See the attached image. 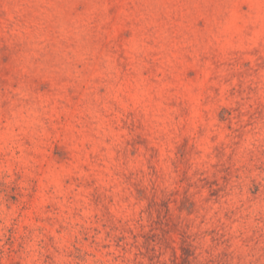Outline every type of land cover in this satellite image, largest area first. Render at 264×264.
<instances>
[{
	"label": "rangeland",
	"instance_id": "374dc122",
	"mask_svg": "<svg viewBox=\"0 0 264 264\" xmlns=\"http://www.w3.org/2000/svg\"><path fill=\"white\" fill-rule=\"evenodd\" d=\"M0 264H264V0H0Z\"/></svg>",
	"mask_w": 264,
	"mask_h": 264
}]
</instances>
